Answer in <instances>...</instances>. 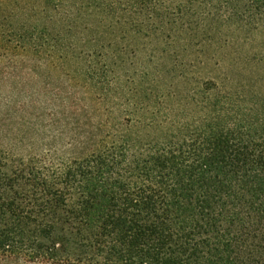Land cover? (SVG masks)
Segmentation results:
<instances>
[{"label": "trees", "instance_id": "16d2710c", "mask_svg": "<svg viewBox=\"0 0 264 264\" xmlns=\"http://www.w3.org/2000/svg\"><path fill=\"white\" fill-rule=\"evenodd\" d=\"M17 72L64 87L0 148V264H264V0H0Z\"/></svg>", "mask_w": 264, "mask_h": 264}, {"label": "rangeland", "instance_id": "374dc122", "mask_svg": "<svg viewBox=\"0 0 264 264\" xmlns=\"http://www.w3.org/2000/svg\"><path fill=\"white\" fill-rule=\"evenodd\" d=\"M40 75L32 72L0 75L1 149L29 156L42 155L53 146L54 134L46 126L51 123V110L56 104L52 100L53 90L64 86L60 85L63 82L58 74Z\"/></svg>", "mask_w": 264, "mask_h": 264}]
</instances>
